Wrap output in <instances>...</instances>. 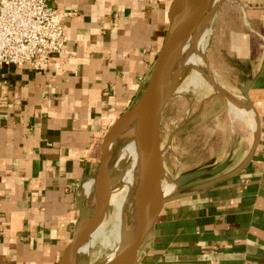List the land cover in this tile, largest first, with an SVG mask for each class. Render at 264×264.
I'll return each instance as SVG.
<instances>
[{"label":"crops","instance_id":"1","mask_svg":"<svg viewBox=\"0 0 264 264\" xmlns=\"http://www.w3.org/2000/svg\"><path fill=\"white\" fill-rule=\"evenodd\" d=\"M227 47L249 82L254 129L223 169L175 189L135 264H264V0H233ZM171 0H52L72 13L66 52L47 71L0 70V264H58L79 220L77 200L102 139L143 92ZM215 185L207 183L239 169Z\"/></svg>","mask_w":264,"mask_h":264},{"label":"rangeland","instance_id":"2","mask_svg":"<svg viewBox=\"0 0 264 264\" xmlns=\"http://www.w3.org/2000/svg\"><path fill=\"white\" fill-rule=\"evenodd\" d=\"M216 2L205 44V61L200 69L204 75L208 70V75L218 80L219 86L225 87V93L216 91L202 75L203 81L199 85L197 82L198 86H185L193 74L188 66L177 74L175 92L163 109L160 123L165 172L163 184L170 180L176 182L181 177H192L197 172L211 171L224 164L227 156L241 143L244 130L250 129L239 119H234L225 97L227 94L238 100L241 97L236 86L238 65L227 47L236 31L241 30V16L233 0ZM185 58L186 54L180 57ZM82 194L86 202L89 197ZM109 228L108 225L103 227L99 235L93 237L92 249L84 262L101 263L114 252L117 244L107 235Z\"/></svg>","mask_w":264,"mask_h":264},{"label":"water","instance_id":"3","mask_svg":"<svg viewBox=\"0 0 264 264\" xmlns=\"http://www.w3.org/2000/svg\"><path fill=\"white\" fill-rule=\"evenodd\" d=\"M181 0H171L167 11V27L162 46L155 58L149 80L137 101L125 111L108 129L104 135L100 147V162L96 171L101 182L107 179V161L111 143L114 141L113 135L132 115L140 113L143 119L142 129L146 139V157L140 163L139 173L130 193L131 203V230L132 237L129 246L119 249L110 259L101 263H87L84 261L77 264H135L138 251L146 237L152 231L154 224L163 206L179 197L172 194L167 198H162V181L165 177L163 165V150L160 142V123L162 112L168 101L175 92V80L177 74L173 73L175 61L180 54L181 48L189 41H197L204 29L213 18L215 7L213 0H189L188 9L192 13V22L188 23L179 12ZM249 82H245L239 87L243 97L247 99ZM228 100V96L225 95ZM247 107L249 105L241 102ZM178 129V128H177ZM174 130L172 134L175 132ZM252 151L242 164L234 172L222 175L207 183V186L215 185L227 178L237 175L250 161ZM224 165H220L211 171L197 172L192 177H181L176 181V188L200 177L212 176L219 173ZM113 183V181H111ZM150 195L152 200V217L148 219L141 209L140 199ZM108 198L101 205L99 214L90 225L85 234H81L83 228L88 226L90 213L87 209V202L80 197L77 200L79 210V220L76 225L72 240L61 255L58 264H75L74 260L69 261V256L81 242L85 241L91 233L97 229L106 213ZM135 204V206H134ZM137 205V208H136Z\"/></svg>","mask_w":264,"mask_h":264},{"label":"bare ground","instance_id":"4","mask_svg":"<svg viewBox=\"0 0 264 264\" xmlns=\"http://www.w3.org/2000/svg\"><path fill=\"white\" fill-rule=\"evenodd\" d=\"M216 1L217 0H213V7L217 5ZM188 2L189 0H181L179 12L181 16L190 23L192 22V13L188 9ZM211 21L212 19L197 41H189L182 46L180 54L175 61L173 73L179 74L185 66H188L191 71H193V74L190 76L188 79L189 81L185 86H195L197 82L199 85L204 77L210 86L216 91L225 93V87L219 86L217 83L218 80L216 81L213 76L208 75L210 74L208 73V70L205 76L200 69L201 64L205 61L204 50L211 31ZM184 54H186V58L180 59ZM208 90H210V88ZM227 96L231 111L230 113L233 114L234 119H239L244 123L246 120L243 118L247 117V125L251 129H254V120L250 116L249 107L241 103L242 101L238 100L233 95L227 94ZM142 125L143 119L141 118L140 113H136L118 128L113 135L114 141L109 148L107 179L104 182H101L95 172L87 178L81 186L80 195L83 196L82 193H86L89 197L86 202L87 209L90 213L88 226L83 228L81 231L82 235L89 230L90 225L97 218L102 202L106 198H108L107 209L101 225L95 229L85 241L81 242L75 249H73L68 258L69 261L74 260L75 264L85 261L89 251L92 249L91 243L94 241L93 237H95V235L107 225L110 227L107 235L111 236L117 244L114 252L108 256V260H110L119 249H125L129 246L132 237L130 193L135 184V180L137 179L140 163L144 161L146 157V139ZM111 146H113V148ZM111 181H113V183H111ZM175 188L176 183L171 180L164 184L162 183V198L171 196ZM140 205L143 213L147 215L148 219H150L152 217L153 208L151 196L145 195V197H142L140 199Z\"/></svg>","mask_w":264,"mask_h":264},{"label":"built area","instance_id":"5","mask_svg":"<svg viewBox=\"0 0 264 264\" xmlns=\"http://www.w3.org/2000/svg\"><path fill=\"white\" fill-rule=\"evenodd\" d=\"M52 0H0V70L6 66L48 70L66 52L65 21L72 13Z\"/></svg>","mask_w":264,"mask_h":264}]
</instances>
